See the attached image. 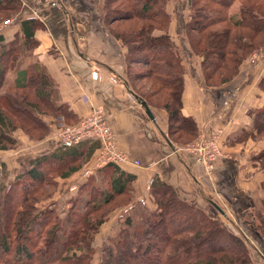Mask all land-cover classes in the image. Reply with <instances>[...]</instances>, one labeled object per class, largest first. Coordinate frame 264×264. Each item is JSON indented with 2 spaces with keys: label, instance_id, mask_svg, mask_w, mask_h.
<instances>
[{
  "label": "crops",
  "instance_id": "1",
  "mask_svg": "<svg viewBox=\"0 0 264 264\" xmlns=\"http://www.w3.org/2000/svg\"><path fill=\"white\" fill-rule=\"evenodd\" d=\"M103 1L20 0L18 14L22 18L12 17L14 19L0 30V44L9 40L22 43L25 36L23 22L32 25L29 38L33 45L25 50L27 58L22 65L34 64L43 68L51 83L49 99L58 107L55 114L50 109L47 113H38L49 127V133L54 134L44 140L38 139L40 148L44 147L36 151L35 156L19 161L24 169L20 174L26 172V164L30 166L31 160L45 155L50 161H42L40 169L47 163L54 168L67 169L76 165L77 169L67 178H61L58 172L56 177V180L64 181L63 184L67 183L71 194L69 207L73 202L88 199L95 202L99 201L100 195L112 197L117 193L124 195L123 204L126 198L130 205L143 201L146 196L145 204L152 207L151 186L154 181H161L181 200L199 207L207 203L220 215L213 206L216 203L224 211L221 217L225 215L233 219L231 224L255 244L251 264H264V249L258 245V242L262 245V241L250 236L253 223L242 222L240 225L234 220L244 212L253 216L249 207L258 203V196L264 197L261 185L264 175L258 177L257 172L251 173L253 165L246 159L247 144H242L244 139H235L244 129L251 127L254 112L264 106L261 105L264 90L259 86L264 65L257 67L256 61L248 65L243 63L235 78L220 86L207 87L199 57L189 49L184 35L188 0H184L182 10L177 5L172 9L169 3L174 0H167L171 17L169 33L186 65L179 114L195 124L194 133H179L177 130L183 131V127L177 126L179 122L176 120L169 122L164 108L147 102L153 116L151 119L133 94L137 90L128 78V47L114 36L107 23ZM184 11L186 14L182 15ZM252 71L255 77L251 76ZM92 72H97L96 78L92 77ZM18 79L20 74L14 71L3 81L15 85ZM97 105L103 109L114 132L117 147L128 152L129 159L101 166L83 178L81 172L93 162L99 141L84 139L63 143L55 135V124L69 126ZM216 128L221 130L223 154L216 160L212 173L208 174L203 164L193 155L181 151L180 147L197 139L200 132L210 133ZM28 147L26 144L23 150ZM0 165L5 167L6 160H1Z\"/></svg>",
  "mask_w": 264,
  "mask_h": 264
},
{
  "label": "trees",
  "instance_id": "2",
  "mask_svg": "<svg viewBox=\"0 0 264 264\" xmlns=\"http://www.w3.org/2000/svg\"><path fill=\"white\" fill-rule=\"evenodd\" d=\"M104 1L103 8L107 12L106 3L118 0ZM124 1L125 10L121 12L118 11L121 7H116L118 15L115 12L108 16L107 22L129 19L134 23L127 31L121 33H116L112 29L114 36L128 47V59L133 60L130 56L136 54L133 56L134 60H141V63L148 65L147 75L155 76L159 89L165 91L166 97H163L164 99L159 97L160 102L157 103L160 105H155L167 111L169 122L176 120L182 125H187V129L184 128L183 131L178 129L179 133L184 131L194 133V121L179 114L186 65L180 49L169 33L171 17L167 11V0ZM247 1L248 3H241L238 9L234 8L235 0L187 1L184 35L189 49L199 57L198 63L207 87L220 86L235 78L240 66L249 60L255 49L259 48L257 37L264 34V8L262 10L258 4H254L259 0ZM123 2L120 0V5ZM209 2L215 7H209L207 5ZM20 5V0H0V20L8 18L13 13L16 19L22 18L18 14ZM224 21L227 26L211 30L207 36L203 33L210 25ZM23 25L25 36L22 43L9 40L5 44H0V88H6L5 91H0L1 150H7L9 146L14 145L15 141L11 134L21 123L18 117L21 120L26 117L36 123L34 125L40 133L38 135L40 139L45 135L47 125L38 113L49 112L45 110L47 108L55 114L58 108L49 99L51 83L43 68L34 64L22 65L27 58L25 50L33 45L29 38L33 27L28 22H23ZM231 28L235 29V34L230 32ZM196 33L198 36L194 38ZM130 42H134L136 46L133 47ZM262 46L264 47V42ZM21 67L23 68L20 69ZM10 68L17 69V73L20 74V79L15 85H7L8 83L3 81L8 76ZM259 86L264 90V75ZM25 87L31 89V96L36 98L35 100L28 97V93L16 92ZM133 94H136L139 101L144 100L154 105L149 95L141 92ZM262 130L264 106L254 112L251 127L244 129L235 139L241 141L248 136L259 134ZM48 157L45 155L31 160L26 172L23 175L17 174L10 181L12 191L6 192L0 198V264H93L95 234L100 230L105 215L111 211L110 209L100 211V208L114 199L118 202L117 206L125 210V213L118 217L121 219L117 221L118 227L122 228H118L115 237L101 251V259L99 258L96 264L250 263L248 248L255 250L256 246L248 235L240 229L236 232L230 231L218 217L210 216L203 207L181 200L173 189L158 180L151 186L152 207L147 206L144 201L128 205L127 198L123 204L124 195L120 196L117 193L112 197L100 195L99 201L95 202L90 199L79 203L73 202L63 217L49 206L35 209L36 203L25 194L32 193L37 185L42 187L45 181L47 183L50 181L46 179L48 171L40 169L42 161H50L46 159ZM254 160L259 162L264 175V150L258 152ZM46 166L50 170L49 173L58 172L63 179L77 169L76 165H70L68 169L54 168L50 163ZM261 185L264 189V180ZM19 188L22 189L23 195L16 201L14 196L20 195ZM261 206L262 208L253 214L258 222L252 227V234L254 238L262 241V245L257 242L259 247L264 249V197L261 199ZM140 207L149 212L135 220L132 212L134 209L139 211ZM172 210H174L172 216L168 215ZM94 211H100V215L87 218V215ZM190 224L191 228L188 226ZM159 225L164 229L162 240L156 236ZM130 229L132 234L130 239H127ZM185 233L186 236H182ZM150 235L155 236L149 239ZM20 236H24V239L20 240ZM153 259L156 261H152Z\"/></svg>",
  "mask_w": 264,
  "mask_h": 264
},
{
  "label": "rangeland",
  "instance_id": "3",
  "mask_svg": "<svg viewBox=\"0 0 264 264\" xmlns=\"http://www.w3.org/2000/svg\"><path fill=\"white\" fill-rule=\"evenodd\" d=\"M122 2H123V0H122ZM103 3H105V1H103ZM241 3H248V1L247 0H235V2L233 3L234 8L238 9V7H240ZM254 4L255 5L258 4L261 7V9L263 10L264 0H259L258 3L254 2ZM106 5L108 7L107 12L105 9V14H106L107 19L109 18L108 16L115 14V12H116V15H118L117 14V13H119L118 11L122 12L125 10V9L123 10V7L125 8V1L123 3H121V5H120V0H118L116 2H112V3H110L108 1V4L106 3ZM173 5H177L182 10L183 5H184V0L171 1L169 3V6H171L172 9H174ZM207 5L209 7H215V5H213L210 2ZM116 7H121V8H118V11H117ZM109 8H110V11H108ZM185 14H186V12L183 13L182 15H185ZM14 15L15 14L13 13V14L9 15L8 18L0 20L1 28L5 27L8 20L11 19L12 17H14ZM182 15H181V17H182ZM107 23L110 25V28H112L114 32L121 33L123 31H127V29H129L133 25L134 22L132 20H129V19H118V20H111L110 22H107ZM11 25H14V24H10L9 26H11ZM223 25L227 26L228 24L225 21L224 22H216V23L210 25L209 27L205 28L203 33L207 36L211 30H214L215 28L216 29L222 28ZM225 28H228V27H225ZM134 30H135V28H134ZM234 31H235V29H233V28L230 29V32L232 34H235ZM197 36H198L197 33L194 34V38ZM263 36H264V34H260L259 37H257V41L259 40L258 41L259 48L255 49L250 54L249 60L245 61V64L248 65V64L256 61L257 67L264 65V47L262 46V43L264 42V39L262 40ZM226 37H228V34H226ZM130 43L133 47L136 46L134 44V42H130ZM133 56H136V54H132L130 56L131 59H133V60L130 61V64H129L130 69H128L129 70L128 71V75H129L128 78H129V80H131L133 88L136 89L137 92H141L145 95H149L151 98L150 101H152L154 105L155 104L160 105L157 102H160L159 101L160 98L164 99L163 97H166L165 91H162L159 89V86L157 85V80L155 79V76L152 77L150 75H147L146 70H147L148 65L141 63V60H139V61L134 60ZM127 58H129V54L127 55ZM16 70H13L10 68L9 73L12 74L14 71L16 72ZM251 76L255 77L254 71H252ZM214 81H218V79H214ZM5 90H6V88H0V91H5ZM12 91H14V90H12ZM16 92H18V94L28 93L27 94L28 97H30L31 99H34L31 96V89L29 87H27V88L25 87L24 89L18 90ZM262 92H263L262 94H263V100H264V91H262ZM257 103L259 104L260 101H258ZM261 105H264V101ZM41 106H43L42 103H41ZM45 110H47V108H45ZM18 120H20L21 123H19V125L17 127H15V129H13L12 134L10 133L12 135V137L14 138V141H15L14 145L9 146V148L7 150H1L0 149V163H1V160L2 161L6 160V166L5 167L0 165V198L2 196H4L6 192L12 191V188H10V184H9L10 181H12L13 178L17 174L24 171L23 166L20 164L19 161L24 160V159H29V158L35 156L34 155L35 152L39 151L42 147H44L42 145V147L40 148L41 143L39 144L40 140H38V135L40 133L37 132V129H36L37 126L34 125L36 123L32 122L30 119H28L26 117L23 118V120H21V118L18 117ZM75 123H73V124H75ZM73 124H70V125H73ZM180 125H181V127H183V129L184 128L187 129V127H186L187 125L182 126L181 123H177V126H180ZM69 126L62 125V124H55V127H57L56 131H62L63 129H65ZM33 127H35V129ZM45 132L46 133L43 137H41V140H44V139H46L47 136H52L54 134L52 132L49 133V127L48 126L46 127ZM20 139H22L24 142L21 141ZM244 140L245 141H243L242 144L244 146L247 144V148H248V151H246V159L250 163H252V165H253L251 173L253 174V173L257 172V174H258L257 176L259 177V175H262L263 172H262V170L260 171L259 162L258 161L255 162L254 156L258 152H260V151L262 152L264 150V130H262L257 135H254V136L252 135L251 137L248 136ZM25 143L28 144L29 149L23 150V148H25V145H26ZM27 150H29V152H27ZM28 167H30L29 164H26V169ZM42 168L44 170L48 171L47 173L45 172L46 176H47L46 179L50 180L51 183H49L50 181H48V183H47V181H45V184L42 187H39L40 185H37L32 193H27V194L24 193V194L27 197L29 196L28 198H30L31 200H33L36 203V204H34L35 209L39 210L41 208L49 206V207L54 208L55 211L58 212L60 214V216L63 217L64 214H67V212H68L67 211V209L69 207V201L68 200H69L70 195H71L68 191L67 183L63 184L64 181L59 180V179L56 180V177H58L57 172L56 173H49L50 170L48 169L47 166H43ZM21 188L18 189V191H20V195L14 196L16 201L19 200L20 199L19 197L23 195ZM145 197L146 196H143V198H142V200L144 202L146 200H148V198L147 197L145 198ZM65 199H66V201H65ZM261 199H262L261 196H258L257 197L258 203H256L254 207L253 206L249 207V210H251V212L253 214H255L256 211H259V209L262 208ZM117 204H118V202H116V200L114 199V201H111L109 204L100 208V211L108 210V209H110L111 211L107 215H105V220L101 224L100 230L95 234V238H94L95 240L93 242V249H92V251L94 252L93 264H96V262H98V260L101 256V251L106 247L107 244L110 243L112 238L115 237L114 235H115L116 231L118 230V228L119 229L122 228L120 226L118 227L117 221L119 219H121L118 217L120 215L124 214L125 210L121 209L119 206H117ZM203 207L206 208L205 211L210 216H212L214 218L218 217L221 221H223V223L226 225V227L230 231H232V232L238 231L237 228L233 224H231L232 222L230 220H233V219H231L230 217H227L225 215L223 217H221V214L219 215L218 212L215 211L212 207H210V205L207 203H204ZM254 208H256V209H254ZM100 211H94L92 213H89L87 215V218H91L93 216H99ZM148 212H147V209H145L144 207H140L139 211L134 209V211L132 212V217L135 218V220H139L140 218L147 215ZM173 212H174V210H172V212H170L168 215L172 216ZM176 214H178V212ZM234 220L237 221L240 225L242 224V222H246V223L249 222V223H253V226H254L258 222L255 219V217H253L252 214L251 215L248 214V212H244V214H242V216H240V215L237 217L235 216ZM188 226L191 228L192 224H190ZM156 233H158L156 236L160 240H162V238H164L162 236V235H164L163 234L164 229L162 228L161 225H159L158 228L156 229ZM131 234H132V229H130L129 234L126 238L130 239ZM186 234L187 233L182 234V236H186ZM249 235H250V232H249ZM153 236H155V235H150L149 239ZM250 236L253 237V235H250ZM21 239H24V236H20V240ZM176 241H177V239H176ZM81 245L84 246V244L82 242H81ZM248 249H249V257H250V263L249 264H251L254 252L252 249H250V247ZM152 261H156V259H153Z\"/></svg>",
  "mask_w": 264,
  "mask_h": 264
},
{
  "label": "built area",
  "instance_id": "4",
  "mask_svg": "<svg viewBox=\"0 0 264 264\" xmlns=\"http://www.w3.org/2000/svg\"><path fill=\"white\" fill-rule=\"evenodd\" d=\"M28 18L33 17L28 16ZM13 19H9L8 22ZM96 76L97 72H92V77L96 78ZM220 134L221 130L218 128L210 133L200 132L197 139L180 147V150L193 155L199 163L203 164L206 173L211 174L216 160L223 154L220 146ZM55 135L63 143L77 142L84 139L99 141L93 162L81 172L83 178L103 165L121 163L129 159V153L117 147L114 132L105 119L103 109L98 105L93 107L91 112L78 122L62 131H57ZM74 187H71V189Z\"/></svg>",
  "mask_w": 264,
  "mask_h": 264
},
{
  "label": "water",
  "instance_id": "5",
  "mask_svg": "<svg viewBox=\"0 0 264 264\" xmlns=\"http://www.w3.org/2000/svg\"><path fill=\"white\" fill-rule=\"evenodd\" d=\"M141 104H142L143 108H145V111H146L147 115L149 116V118L152 119L153 118L152 112H151L150 108L147 106L146 102L144 100H142ZM213 206L216 207L221 214H224V211L220 207H218V205L216 203H213Z\"/></svg>",
  "mask_w": 264,
  "mask_h": 264
}]
</instances>
